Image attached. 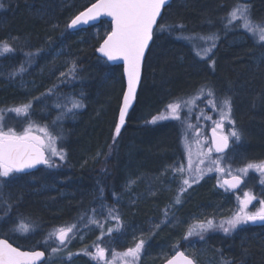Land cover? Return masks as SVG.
I'll return each instance as SVG.
<instances>
[{"label":"trees","instance_id":"obj_1","mask_svg":"<svg viewBox=\"0 0 264 264\" xmlns=\"http://www.w3.org/2000/svg\"><path fill=\"white\" fill-rule=\"evenodd\" d=\"M95 1L0 0L4 4L0 9V44L6 42L15 50L0 56V103L5 102L8 110L30 104L27 116L9 113L15 127L48 128L58 136L65 154L58 170L41 167L17 175L20 186H4L13 189V195L5 200L11 207L4 208L2 219L12 216L19 222L18 218H26L32 230L15 238L0 237L22 250L46 252L42 240L57 221L76 220L81 228L90 210L111 205L113 195L120 196L118 186L137 178L135 172L153 181L176 153L181 121L153 123L151 117L156 118L158 109L172 98L191 93L199 85L214 88L221 101L231 99V128L240 133V140L233 145L234 165L264 160V46L249 39L244 43L229 40L235 31L224 23L236 4L252 5L253 10L264 13V0H172L153 31L135 102L119 135L115 129L124 90L122 70L96 52L110 24L102 20L80 31L68 29L71 19ZM161 24L163 31L159 30ZM212 34L218 39L204 59L196 54L194 44L207 43L201 38ZM27 53L34 55L29 58ZM21 64L23 72L19 71ZM20 83L27 85L18 92ZM19 94L28 98L21 101ZM74 102L81 107L73 108ZM207 179L182 194L178 204L173 192L139 186L131 210L122 219L126 230L140 229L145 241L139 264H145L147 254L152 257L149 264H162L177 251L197 264H205L204 260L211 264H264V225L246 224L230 235L209 230L202 233L203 239L194 233L186 235L193 231L185 226L192 216L216 223L235 211L228 200L211 190ZM252 189L261 191L264 198V184L257 177ZM2 201L1 197L0 214ZM166 209L168 222L164 223ZM184 242L195 244L192 251L199 253L200 260ZM114 249L122 247L117 244ZM162 249L166 255L154 259ZM76 263L90 264L82 258Z\"/></svg>","mask_w":264,"mask_h":264},{"label":"rangeland","instance_id":"obj_2","mask_svg":"<svg viewBox=\"0 0 264 264\" xmlns=\"http://www.w3.org/2000/svg\"><path fill=\"white\" fill-rule=\"evenodd\" d=\"M233 5V4H232ZM239 5L233 6V9L236 8ZM242 7V6H241ZM249 10V14L251 18L256 22H264L261 18H264V13L255 9L253 10V6H246ZM250 7V8H249ZM232 9V10H233ZM229 14V13H228ZM225 16V26H229L233 31L232 37H229L228 39H232L236 43H244L246 39L251 40L254 42V39L246 33L245 28L243 27V24L241 23V20L239 16L233 21L232 24H228ZM240 30V32H238ZM249 37V38H248ZM257 43V42H256ZM260 45L259 43H257ZM210 42L208 41L205 44H194V47L196 48V51L201 52V55H203V49L210 47ZM263 47V46H261ZM209 54V53H208ZM208 54L206 56H203L204 59L207 58ZM200 55V56H201ZM26 83H20L18 85V92L22 91ZM203 90V91H202ZM208 90H211L214 95L209 96ZM218 92L214 89L209 87L207 84H202L197 86L193 92L184 94V95H178L172 98V100L163 106L160 107V114L153 118V116L150 114L148 117H151L152 122L155 120V122H166V121H181L180 126V141L179 145L176 148V153L174 155H171L167 162L164 163L162 166V170L160 171V174L153 177L155 178L153 181L144 180L141 178V175L139 172H135L134 175H137V178L128 179L124 185L118 186V195H113L111 199V205H99V208L95 211V219L98 221L97 224H90L87 223L88 218L93 215L91 213L89 217L84 222L83 226L79 228V224L76 223V220L71 221H57L54 223L50 228L46 230L45 238L42 240L45 246L48 247V250L46 251V260L44 264H77L79 258L85 259L90 264H97L96 261L92 260L90 256L85 255V251L88 252H94L95 248L93 245H99L100 247H103L106 249V259H111V255L113 252L115 253H124L129 248H134L136 243L143 239V236L141 234L140 229L138 228H129L128 230L125 229L122 225V219L125 216V214L131 210L134 201L136 200V195L139 192V186H143L145 184V189H150V187H153L154 189L157 188L161 193H171L173 192L175 195H178L179 189L181 187V180L182 178H187L190 175L189 171V163H191V172L195 173L197 169L201 172V178L198 180L200 182L203 178H208L210 182V188L211 190L221 195L222 200H228L227 204H231L233 207V210H235L232 214H236L241 207L240 200L244 199V193L250 192L252 195L256 197V200H253L250 205H248V208L246 211H255L260 207L259 201L264 200V198H261L262 192H253V182L255 178L257 177V180L264 179L260 175V173L255 172L253 170H249L247 176H243V174L239 173L237 170L245 166H241L240 164L234 165V152H235V138L230 136V132L233 130L232 127V119L230 118L221 119V113L220 109L223 107L221 96H218ZM18 98L23 101L27 99L28 97H24L21 94H19ZM210 100H213L215 102V107H213L212 104L209 103ZM11 102V101H9ZM179 103L181 105V108L179 110L180 119H174L171 116V110L168 108L169 104ZM5 102L0 103V110L3 111L4 116V124H5V130H7V127H12L17 134H22L25 128H28L27 125H19L17 128L13 124L15 122L13 116L9 115L11 111H8V107L5 106ZM21 105H17V107H20ZM154 114V113H153ZM183 114V116H181ZM16 116H20L17 115ZM161 116H167V119H160L158 117ZM154 123V122H153ZM218 124H222V127H218ZM213 127L215 128L219 133L223 134L224 136H228V139L230 141V150L223 155H217L213 151L210 153L208 152V149L210 147V142L207 135L208 128ZM43 127H33L31 126V135L35 137H39L40 141H43V148L45 149L47 156L54 162L56 166L49 167L53 170H58L61 168V164L59 161L63 162V160L59 159V156H51L49 152V147H55V149L58 152H63L61 148H59L58 145V136L54 133L50 132V130L47 128V133L51 135L52 139L49 140L48 136L45 134V131H42ZM39 142V141H38ZM64 153V152H63ZM202 161V162H201ZM214 161H219V164L214 163ZM264 160H257L253 161L251 163H259ZM183 167L185 171L181 175L180 172L176 171V169ZM211 168L212 171H208V169ZM224 169V171H219L218 169ZM234 175H240L244 179H246V184L242 190L234 194L233 196L229 197L227 195V191L223 188L221 180L225 177L234 176ZM15 173H13L9 178H6V180L2 183H0V198H3V201H8L10 197L13 195L12 191L13 189H7L4 188L6 183L8 184H16L20 186V181H16ZM127 176V175H126ZM256 176V177H255ZM125 178V177H124ZM15 182V183H14ZM198 182H194L191 184V187H187V191L193 189ZM141 185H140V184ZM12 185V186H13ZM182 195H180L181 197ZM239 197V200L237 199ZM2 201V202H3ZM2 205V212L0 214V236L3 235H9L10 238H15L17 236H21L19 234H26L28 232L22 231L20 228H18V225L21 223L27 224L30 226V229L32 230L31 224L26 220V218H18L19 222L13 220V217H8L6 219H2V214L5 213L4 208L9 205L8 203H1ZM229 207V206H228ZM109 212H111L112 216H117L118 219H112L111 216H109ZM231 213V212H230ZM231 215L229 218L232 217ZM228 218V219H229ZM12 219V220H11ZM227 220V218L216 222V224H219L222 221ZM188 224L185 225L186 227H191L193 230V233L195 234L198 225L200 223H204V221L200 220L197 216L191 217L188 219ZM75 224L77 227L73 229V233H70V239L65 242L64 245H60L59 242H57V239L53 237L52 239H49V234L53 233L57 229L61 227L71 226ZM186 224V223H185ZM246 225V224H244ZM240 225L236 230H238L240 227L244 226ZM119 226V228H118ZM108 229H112L113 231L111 234L108 233ZM235 230V231H236ZM212 231H217L224 235H230L233 234L228 233L225 234L222 230L218 228H213ZM103 232V237L101 239H98L101 237V233ZM187 235V233H186ZM144 240V239H143ZM47 241V243H45ZM119 245L122 247L120 250H115L114 248L116 245ZM145 244V243H144ZM184 245L188 247L190 252L194 253V257L196 259H199V253L193 252V248L195 246L194 243H186L184 242ZM57 248L58 251L55 253L51 252V248ZM114 247V248H113ZM144 248L139 255L138 264L139 261L142 258V254L144 253ZM158 253H156V258L158 259L160 257H163L166 255V252L164 249L157 250ZM160 253V254H159ZM71 254L70 258L69 255ZM152 257H150L149 254L146 255L144 258V263L149 264ZM205 264H211L208 260H204ZM116 264H124L123 260H120L119 258L116 261Z\"/></svg>","mask_w":264,"mask_h":264},{"label":"snow or ice","instance_id":"obj_3","mask_svg":"<svg viewBox=\"0 0 264 264\" xmlns=\"http://www.w3.org/2000/svg\"><path fill=\"white\" fill-rule=\"evenodd\" d=\"M167 2L168 0H97L96 3L91 5V7L80 12L68 25L70 28H76L77 26L89 24L91 21H96L102 15L112 18L111 32L107 35V39L103 41L102 46L98 50L103 53L108 60L122 59L124 61V71L127 75L128 91L123 98V108L121 109L119 116L120 125H123L130 102L135 98V89L140 80L141 65L144 60L145 50L148 48L149 42L152 40L153 28L157 25V18L161 15V9ZM3 8L4 4L0 3V9ZM238 16L246 33L254 39V42L259 43L260 46H264V22L254 21L246 6H237L231 10L226 17L228 24H232ZM164 27L165 26L161 24L159 30L163 31ZM177 27L183 28V25H178ZM201 39L206 42H211L210 47L203 49V58V56H206L212 51V48L215 47V41L218 37L215 34H212L207 37H202ZM14 51L15 50L6 42L0 44V56L11 54ZM196 54L201 55V52L197 51ZM25 55L31 58L34 54L27 53ZM74 70L75 64H73V71ZM19 71H25L23 64L20 65ZM208 95L213 96L214 93L211 90H208ZM209 103L212 104L213 107L216 106L213 100H210ZM222 105L223 107L220 109L221 119L230 118L232 112L231 99L229 97L223 98ZM72 107L79 108L81 105L74 102ZM30 108L31 105L27 104L14 109H9L8 111L15 112L17 115L23 114L27 116ZM168 108L171 110V116L174 119L179 120V110L181 105L179 103L169 104ZM3 111L4 110H0V183L4 182L6 178H9L13 173L23 172L26 169L34 168L39 164L47 165L49 167L56 166L37 144V141H39V144L42 145L43 141H40L39 137L31 135V126L25 128L22 134H17V132L10 126L5 130L6 126L4 124ZM158 118L167 119L168 117L161 116ZM153 122H155V120H153ZM231 123L234 124V121H231ZM120 125L115 129L116 135H119L120 133ZM217 126L222 127V124H218ZM42 131H45L49 140L52 139L46 129H43ZM215 131L214 128V134ZM230 136L235 138V141L240 140V133L235 129L230 132ZM227 147L228 136H222L217 141L215 150L217 152H222ZM211 151L212 149L209 148L208 152L210 153ZM49 152L51 156H59L60 160L65 158V154L63 152H58L55 147L50 146ZM214 163L219 164V161H214ZM250 169L260 173V175L264 177V161L259 163H248L246 167L240 168L237 171L243 174V176H247ZM218 170L224 171L222 168ZM176 171L180 172L182 175L185 169L180 167L176 169ZM189 171L190 175L181 180V187L175 201L177 204L180 203L179 197L187 190V187H191L192 183L198 182L201 178V172L199 169H197L195 173L191 172V163H189ZM208 171H212V169L209 168ZM240 183H242L240 175H234L231 180L224 181V184L233 189L237 188ZM260 183L264 184V179H261ZM237 199L239 200V197ZM253 200H256V197L250 192H245L244 199L240 200V210L236 214L219 224H216L213 220H208L206 223H200L195 234L203 239L202 233L212 230L213 228H218L225 234H228L234 232L240 225L248 224L249 222H264V200L259 201L260 207L255 211H246L248 205H250ZM4 203L6 204L7 202L4 201ZM10 207V205H7L8 209H10ZM90 211L93 215L88 218L87 223L98 225V221L94 218L95 209ZM167 212L168 210L166 209L164 223L168 222ZM109 216H111L112 219H118L117 216H112L111 212H109ZM80 219L84 220L85 217L82 216ZM76 227L75 224L61 227L53 233H50L49 239L55 237L60 245H64L65 242L71 238L69 234L73 233V229ZM18 228L24 232L31 230L29 225L23 223L18 225ZM112 231V229H108L109 234H111ZM187 235H193V231L190 230ZM102 237L103 232L98 239H101ZM45 243H47V241H45ZM144 243L145 241L140 239L134 248H129L124 253L113 252L110 260L106 259V249L99 245H93L95 248L94 252H88L86 250L84 254L90 256V258L96 261L97 264H116L118 258L123 260L124 264H138L139 255L143 250ZM50 250L53 253L58 251V249L54 247ZM44 255L43 251H20L19 248L13 247L8 240L0 239V264H37ZM70 256L71 254L69 255V258ZM168 264H195V261L186 257L183 252H178L175 258L168 261Z\"/></svg>","mask_w":264,"mask_h":264},{"label":"water","instance_id":"obj_4","mask_svg":"<svg viewBox=\"0 0 264 264\" xmlns=\"http://www.w3.org/2000/svg\"><path fill=\"white\" fill-rule=\"evenodd\" d=\"M171 1H172V0H168V2L165 4V6L161 9V15H162L163 9H164L165 7H167V6L171 3ZM96 2H97V0H96L95 2H93V3H96ZM93 3H92V4H93ZM92 4H90L88 7H91ZM88 7H86V8H85L84 10H82V11H85ZM82 11H81V12H82ZM79 13H80V12H79ZM79 13H78V14H79ZM78 14H77V15H78ZM77 15H75L72 19H74ZM161 15H160V17H161ZM160 17L157 18V24H158V21L160 20ZM72 19H71V20H72ZM101 20H106L107 22L110 23V32H111V29H112V23H111V20H112V18L109 17V16H105V15L100 16L99 19L96 20V21H91V22H89V24L81 25V26H77L76 28H70V27H68V28H69L70 31H78V30H81V29H86V28H88L89 26L97 25ZM70 23H71V21L69 22V24H70ZM69 24H68V25H69ZM155 27H156V26H154L153 30L155 29ZM110 32H109L108 34H110ZM105 39H107V36L104 38V40H105ZM104 40H103V41H104ZM103 41L99 44V46H98V48H97V54H98L101 58H103L104 60H106L108 63H110V64H112V65H118V66H121V70H122V76H123V82H124V91H123V95H122L121 102H120V106H119V110H118V124H117V126H118V125H120V120H119L120 111H121V109L123 108V103H124V99H123V98H124V96L127 94V91H128L127 75H126V73H125V71H124V61H123L122 59H118V60H108V58H107L106 56H104L103 53H101V52L98 50V49L102 46ZM150 44H151V41L149 42L148 48L145 50L144 60H145L146 54H147V52H148V49H149V47H150ZM144 60H143L142 65H141L140 80H139V83L137 84L136 89H135V97H136V93H137V91H138V88H139V85H140V81H141V75H142V68H143ZM134 101H135V98L130 102V106H129V108L127 109V112H126V115H125L124 123H123V125H120V130L122 129V127H123L124 124H125V120H126L127 114H128V112H129V110L133 107ZM207 133H208V137H209L210 147H211V149H212L215 153H217V154H219V155H222V154H225V153L229 150L230 143H229V140H228V147H227L224 151H222V152H217V151L215 150V149H216V143H217V141L220 139V137H222L223 135L220 134V133H218L217 131H215V134H214V132H213V128H210V129L208 130ZM37 144H38V145L42 148V150L45 152L44 148L42 147V145L39 144L38 141H37ZM45 155L47 156L46 152H45ZM42 166H45V165H43V164H39V165H36V167H34V168L26 169L25 171H23V172H19V173H17V174H28V173H31V172L36 171L39 167H42ZM231 179H232V176H229V177H225V178H223V179L221 180V183H222L223 187H224L227 191H229V192H231V193H235V192H238L240 189L243 188V186H244V178H242V177H241V179H242V183H240V185H239L237 188H234V189H233V188H230L228 185L224 184V181H226V180H231ZM249 224H250L251 226H263V225H264V222H260V221H257L256 223L249 222ZM13 247H14V246H13ZM20 251H24V252H32V251H43V250H20ZM43 252H44V251H43ZM178 252H182V251H177L176 253H174L170 258H168V259H167L164 263H162V264H168V261H170V260H172L173 258H175ZM44 254H45V252H44ZM184 255H185V254H184ZM185 256L188 257L187 255H185ZM188 258H190V257H188ZM45 259H46V254L44 255L43 258H41V260H39V261L37 262V264H41L42 262L45 261ZM190 259H191V258H190ZM195 264H196V263H195Z\"/></svg>","mask_w":264,"mask_h":264},{"label":"flooded vegetation","instance_id":"obj_5","mask_svg":"<svg viewBox=\"0 0 264 264\" xmlns=\"http://www.w3.org/2000/svg\"><path fill=\"white\" fill-rule=\"evenodd\" d=\"M258 227H261V226H258Z\"/></svg>","mask_w":264,"mask_h":264}]
</instances>
